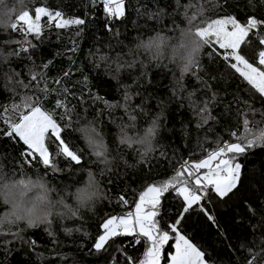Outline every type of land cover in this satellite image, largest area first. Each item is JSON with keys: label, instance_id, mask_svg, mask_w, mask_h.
I'll list each match as a JSON object with an SVG mask.
<instances>
[{"label": "snow or ice", "instance_id": "snow-or-ice-1", "mask_svg": "<svg viewBox=\"0 0 264 264\" xmlns=\"http://www.w3.org/2000/svg\"><path fill=\"white\" fill-rule=\"evenodd\" d=\"M0 203V264H264V0H0Z\"/></svg>", "mask_w": 264, "mask_h": 264}, {"label": "trees", "instance_id": "trees-1", "mask_svg": "<svg viewBox=\"0 0 264 264\" xmlns=\"http://www.w3.org/2000/svg\"><path fill=\"white\" fill-rule=\"evenodd\" d=\"M8 1H11V0H8ZM25 2L26 3L30 2V0H25ZM51 2L55 3L56 0H51ZM65 2L67 3V2H69V0H65ZM70 2L79 4L80 0H70ZM85 2H86V0H85ZM121 30L123 31V29H121ZM132 35L134 36V35H136V33L133 32ZM144 38L146 39L147 36H145ZM87 45H88V42H87V40H85L84 46L87 47ZM59 47H60V45H58L55 42V40H53V42L51 44H48L47 46H45L43 51H44L45 55L50 56ZM57 62L59 63V61H57ZM164 142L167 143V141H164ZM30 174L32 175L33 178H35L34 172H30ZM49 179H51V178L49 177ZM4 210H5L4 206L2 205V203H0V212H3ZM118 211H119V209H118ZM215 211H216V214L218 216V219H220L221 222H224L225 220L228 219V217L230 215L238 212L239 209H236L233 207H221V208L215 209ZM193 219L197 223V227L195 229V232L199 234V238L207 239V238H209V236H211L214 233L215 230L213 228H211V226L206 221H203V220L196 221L195 217ZM89 223L92 224L93 222L89 221ZM90 231H94V227L92 229H90ZM37 238H39V233H37Z\"/></svg>", "mask_w": 264, "mask_h": 264}, {"label": "rangeland", "instance_id": "rangeland-1", "mask_svg": "<svg viewBox=\"0 0 264 264\" xmlns=\"http://www.w3.org/2000/svg\"><path fill=\"white\" fill-rule=\"evenodd\" d=\"M8 2L11 4V3H14V2H16V0H11V1H8Z\"/></svg>", "mask_w": 264, "mask_h": 264}]
</instances>
